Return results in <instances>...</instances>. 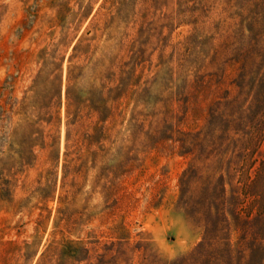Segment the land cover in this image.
I'll return each mask as SVG.
<instances>
[{
    "label": "rangeland",
    "instance_id": "1",
    "mask_svg": "<svg viewBox=\"0 0 264 264\" xmlns=\"http://www.w3.org/2000/svg\"><path fill=\"white\" fill-rule=\"evenodd\" d=\"M244 69L264 129V0H0V264H97L111 242L116 264L188 255L201 229L177 204L173 140L243 101ZM227 228L232 259L264 246L256 226L252 242Z\"/></svg>",
    "mask_w": 264,
    "mask_h": 264
},
{
    "label": "trees",
    "instance_id": "2",
    "mask_svg": "<svg viewBox=\"0 0 264 264\" xmlns=\"http://www.w3.org/2000/svg\"><path fill=\"white\" fill-rule=\"evenodd\" d=\"M248 76V70L244 69L242 84L237 86L243 95L249 92L243 101L237 98L218 102L210 110L204 128L183 133L173 140L178 144L181 156L187 159L186 168L178 178L177 204L190 223L201 229V241L184 257L172 261L154 257L150 264H264V246L261 245L241 249L232 259L227 228L230 220L242 235L250 236L251 242L252 226L264 233V145L260 150L264 143V129L252 126V100H247L252 98L255 84L252 86V77ZM55 81L57 84L54 86V82H51L43 98L44 107L49 110L55 108L56 100H59L60 86L58 80ZM253 81L256 83L259 80L254 78ZM261 83L263 90L257 94L258 98L264 100V81ZM119 85L121 87L116 86L108 91L109 95L114 93L113 101L121 97V80ZM70 90L71 86H68L66 99L78 106L79 98L71 99ZM89 94L88 108L98 113L99 100L94 93ZM246 101L248 106L244 104ZM25 146V142L20 145L21 160L23 154L28 152ZM69 147L66 144L67 150ZM116 246L122 244L111 242L106 249L108 253L115 254H111L107 262L98 261L97 264H116L118 259L124 257ZM79 251L87 253L82 247ZM122 261L128 264L125 258Z\"/></svg>",
    "mask_w": 264,
    "mask_h": 264
}]
</instances>
